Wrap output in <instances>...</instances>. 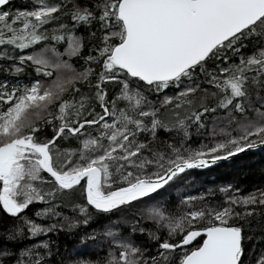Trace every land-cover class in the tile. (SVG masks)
Listing matches in <instances>:
<instances>
[{
  "label": "snow or ice",
  "instance_id": "1",
  "mask_svg": "<svg viewBox=\"0 0 264 264\" xmlns=\"http://www.w3.org/2000/svg\"><path fill=\"white\" fill-rule=\"evenodd\" d=\"M256 150L264 0H0V264H264Z\"/></svg>",
  "mask_w": 264,
  "mask_h": 264
},
{
  "label": "trees",
  "instance_id": "2",
  "mask_svg": "<svg viewBox=\"0 0 264 264\" xmlns=\"http://www.w3.org/2000/svg\"><path fill=\"white\" fill-rule=\"evenodd\" d=\"M15 4L21 6V4L18 3V1L15 2ZM239 159H241V170H239V167H238ZM239 159L236 161L227 163V165L223 167L224 170L219 168L217 170L209 171L206 174V176L209 175L210 178L208 179H206V177L203 178V179H206L205 183H207V181L210 182V181H217V180L220 183L227 182L231 180L233 177L237 176L238 174H239L240 180L243 181L248 186H251V184L253 183H258L262 178V170H264V153L258 152L251 157L245 156ZM258 161H262V162L261 164H257V167H255V165L253 167L251 166L253 164V163L250 164L251 162L256 163Z\"/></svg>",
  "mask_w": 264,
  "mask_h": 264
},
{
  "label": "bare ground",
  "instance_id": "3",
  "mask_svg": "<svg viewBox=\"0 0 264 264\" xmlns=\"http://www.w3.org/2000/svg\"><path fill=\"white\" fill-rule=\"evenodd\" d=\"M18 1V3H20L21 4V6H24V5H26L27 3H28V0H13V3H15V2H17ZM258 152H260L259 150H256L254 153H250L249 155H247V156H253L254 154H256V153H258ZM242 157H245L243 154H242V156H241V158ZM239 158H234L233 159V161H236V160H238ZM239 161V165H238V167H239V170H241V159H239L238 160ZM261 162L262 161H258V162H256V163H254V162H251L250 164H252L251 166L253 167L254 165H255V167H257V164H261ZM227 163H229V162H223V164H222V166L221 167H214L213 169H212V171L213 170H217V169H219V168H221L222 170H224V166L225 165H227ZM245 163V162H244ZM247 163V162H246ZM243 165V164H242ZM249 165V164H248ZM245 166V165H244ZM204 177H206V179H208V178H210V176L209 175H205ZM206 179H204V181H206ZM212 183H220L218 180L217 181H210V182H208L207 181V184H212Z\"/></svg>",
  "mask_w": 264,
  "mask_h": 264
}]
</instances>
